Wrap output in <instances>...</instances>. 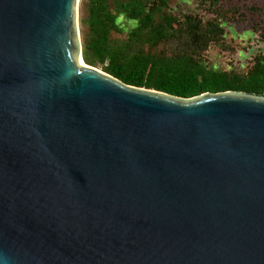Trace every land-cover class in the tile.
Wrapping results in <instances>:
<instances>
[{
  "label": "water",
  "instance_id": "95a60500",
  "mask_svg": "<svg viewBox=\"0 0 264 264\" xmlns=\"http://www.w3.org/2000/svg\"><path fill=\"white\" fill-rule=\"evenodd\" d=\"M78 3L0 0V264H264V97L87 65Z\"/></svg>",
  "mask_w": 264,
  "mask_h": 264
},
{
  "label": "trees",
  "instance_id": "16d2710c",
  "mask_svg": "<svg viewBox=\"0 0 264 264\" xmlns=\"http://www.w3.org/2000/svg\"><path fill=\"white\" fill-rule=\"evenodd\" d=\"M170 2L82 0L84 62L125 84L183 99L229 91L264 97V47L244 70L230 64L219 67L208 59L213 45H222L227 12L233 7L246 17L231 5L233 0H199L204 15L194 10L176 13ZM246 8L253 16L261 14L264 23L259 7ZM254 28L264 38V26Z\"/></svg>",
  "mask_w": 264,
  "mask_h": 264
},
{
  "label": "rangeland",
  "instance_id": "374dc122",
  "mask_svg": "<svg viewBox=\"0 0 264 264\" xmlns=\"http://www.w3.org/2000/svg\"><path fill=\"white\" fill-rule=\"evenodd\" d=\"M170 3L176 13H180L182 10H194L199 11L202 15L206 14L204 10H200L199 0H171ZM231 5L240 8V12L245 13L246 17L239 16L233 7L227 12L228 19L226 20L227 23L224 24L225 34L221 42L222 45H213L208 53V59L219 67H228L230 64L232 67L244 70L248 65L249 58L264 47V38L261 37L262 31L254 28L256 24L264 26L260 17L261 14L257 13L253 16L246 6L256 5L264 14V0H233ZM78 6L81 32L82 0H79ZM238 19L240 20L238 21ZM130 22L133 26L136 24L134 21Z\"/></svg>",
  "mask_w": 264,
  "mask_h": 264
}]
</instances>
